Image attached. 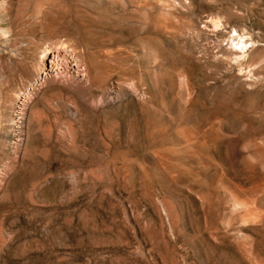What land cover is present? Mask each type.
<instances>
[{"label": "rangeland", "instance_id": "rangeland-1", "mask_svg": "<svg viewBox=\"0 0 264 264\" xmlns=\"http://www.w3.org/2000/svg\"><path fill=\"white\" fill-rule=\"evenodd\" d=\"M0 264H264V0H0Z\"/></svg>", "mask_w": 264, "mask_h": 264}, {"label": "bare ground", "instance_id": "bare-ground-1", "mask_svg": "<svg viewBox=\"0 0 264 264\" xmlns=\"http://www.w3.org/2000/svg\"><path fill=\"white\" fill-rule=\"evenodd\" d=\"M241 43V42H240ZM247 45V44H246ZM245 47V42H243V43H241L240 44V51H242L243 50V48ZM236 50V49H235ZM244 51V50H243Z\"/></svg>", "mask_w": 264, "mask_h": 264}]
</instances>
